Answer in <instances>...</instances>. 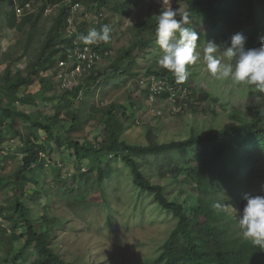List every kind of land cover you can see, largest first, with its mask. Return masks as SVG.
Here are the masks:
<instances>
[{"label":"trees","instance_id":"obj_1","mask_svg":"<svg viewBox=\"0 0 264 264\" xmlns=\"http://www.w3.org/2000/svg\"><path fill=\"white\" fill-rule=\"evenodd\" d=\"M136 1L138 0H42L36 18L49 6L59 3L60 6L40 42L37 60L26 77H21L20 74L11 76L8 65L1 77L3 83H0V92L11 101L34 103L35 96L25 94L23 90L35 76L44 90L54 89L49 81L53 73L48 72L45 77L40 74L49 71L57 60L68 61L69 54L76 47L83 46L81 37L93 28L82 23L74 35L67 36L68 18L72 15L74 4L86 5L90 10H96V15L100 17L105 10L114 14L127 11ZM183 2L185 8L180 15L186 11L190 13L191 23L188 27L197 32L199 45L204 46L208 41H214L217 45L229 44L234 30L240 33L244 30L243 35L247 37L245 48L260 47L264 39V0ZM14 19L15 0H0V28L4 26L3 22L13 25ZM25 22L27 19L19 22V27ZM156 26L157 19L152 16L136 22L128 45L116 50L105 68H90L86 73L77 76L79 80L74 86L63 88L60 93L56 90V93L48 97L57 101L52 104L53 113L43 115L42 119H33L18 109L0 105V130L3 127L12 128L19 136L15 124L20 118L39 134H32L31 139H23L21 164L11 179L5 182L10 184L9 189L15 195L11 205L0 207V211L7 210L6 218L13 221L8 236H0V245L5 248L0 264H26V258L31 253L36 256L33 264H76L61 258L51 244L50 230L55 219L46 212L39 216L34 215L32 206L25 203L28 188L33 183L36 189L32 201L38 207L43 203L46 205V200L39 197L42 194L39 185L44 179L33 176L37 171H43L50 166L53 172L52 181L57 185L61 184L64 180L58 166L64 156L74 158L78 174L72 176L83 187L82 191L96 190L103 204L107 203L110 192L118 191L119 187L114 183L116 169L112 164L118 159L121 166L127 169L134 188L145 195H152L156 207L176 218V223L161 244L159 253L145 264H264V250L243 238L238 224L240 215L235 208L238 200L241 202L239 204L245 202L242 200L248 194L249 178L257 163L254 160L253 165L248 152L255 151L259 155L264 151L263 112L256 110L250 118L236 112L231 115L234 123L216 129L203 122L192 125L185 131L184 137L166 142L152 138L148 132V142L145 145L130 144L119 138L120 132L125 128L120 124V116L134 122L136 114H143L148 106V93L158 98L172 96L176 102L179 97L176 88L178 85L183 86L176 82L171 72L158 64L162 51L157 44ZM35 27L34 22L30 26L28 41L32 38ZM91 47L100 55L111 50L105 42L91 44ZM141 59H147L151 67H157L155 71L147 73L152 77L156 76L164 86L155 91L150 86L148 89H141L140 95L134 99L129 96V110L127 106L115 102L106 106L94 103L98 89L107 83L120 87L128 80H137V68L140 66L138 61ZM39 65L42 66L38 67ZM74 65L68 68V72L74 69ZM195 94L197 101L204 102L209 98L200 85L195 86ZM100 95L103 97L105 90H101ZM190 109L196 112L192 105ZM91 118H99L98 122L103 126L101 139L91 143L72 138L71 133L78 131ZM67 122L68 127L64 125ZM52 155L57 159H53ZM60 158L61 161L58 160ZM84 158L94 163L85 165L82 163ZM156 176L169 180L166 185H162L152 181ZM181 180L194 184L198 193L194 203L187 204L186 199L169 196L172 189L168 182L173 181L179 185ZM107 187L111 189L108 190ZM180 189L184 192L182 185ZM82 191L79 187L66 186L61 191L52 190L51 194L61 196L64 204L76 211L87 201ZM230 198L233 203H230ZM217 201L227 203L228 206L217 211L212 207ZM105 206L107 209L111 208L108 204ZM19 226L23 228L21 233L17 232ZM18 239L23 242L15 249L14 242Z\"/></svg>","mask_w":264,"mask_h":264},{"label":"rangeland","instance_id":"obj_2","mask_svg":"<svg viewBox=\"0 0 264 264\" xmlns=\"http://www.w3.org/2000/svg\"><path fill=\"white\" fill-rule=\"evenodd\" d=\"M41 5L42 0H15L14 24L8 25L3 22L4 26L0 28V83H3L1 77L8 65L11 76L20 74L21 77H26L36 62L40 42L51 26L60 3L47 7L39 18H36ZM168 8L177 11L176 19L179 20L185 6L183 0H138L132 3L127 11L114 14L105 10L101 17H97L96 10H90L86 5L80 3V7L72 11L71 15L72 35L77 32L82 23H87V26L90 25L96 29L105 22L111 28V39L107 42L111 50L100 55L91 67H86L78 74L77 72H68L73 59H68V64L62 67L59 66V60H57L49 71L40 74L45 77L48 72L53 73L49 80L50 84L54 85L53 90H44L43 85L35 76L23 90V93L35 96L34 103L11 101L4 93L0 92V105L18 109L29 114L33 119H42L43 115L53 113L52 104L57 99H48V97L53 95L56 90H59L60 93L63 88L74 86L79 80L77 76L86 73L90 68H105L115 51L128 45L132 39L133 27L136 22L148 16L158 20L160 13ZM9 9L8 7L7 10L9 11ZM24 19H27V22L19 27V22ZM34 22L36 23L35 31L28 41L30 26ZM79 22L81 23L78 26ZM241 31V34H244V30ZM236 33L240 32L234 30L233 35ZM69 34L71 33L69 32ZM96 43H101V41ZM202 46L198 44L201 59L190 66V76L182 83L183 86L178 85L176 88V92L179 93L178 101L174 102L172 96L158 98L148 93L146 102L148 106L143 114H136L134 122L120 116V124L125 126L119 134L121 140L130 144L145 145L148 142V132L152 138L166 142L184 137L185 131L187 132L190 126L200 125L202 122L216 129L234 123L231 115H235L236 112L243 114L246 118H250L256 110L264 113V100L257 99L259 95L264 94L257 93L254 86L244 84L236 86L231 80L217 81L208 73L206 62L203 60L205 45ZM227 46L228 43L218 45L216 53L217 58L224 63L229 62L224 56V48ZM138 62L140 66L137 68L139 71L137 80H128L125 85L121 84L120 87H113L107 83L98 89L94 103L106 106L115 102L128 107L129 96L134 99L135 96L140 95L141 89H148L150 86L155 91L160 86H164L156 76L152 77L147 73V71H155L156 66L151 67L147 59H141ZM196 85H200L202 91L209 96L207 101L196 100ZM100 89L105 90L103 97L100 95ZM190 105L196 109L195 113L190 109ZM98 119H89L78 131L71 133V137L80 142L90 141L91 143L101 139L103 126L98 122ZM64 125L68 127L69 123H64ZM15 128L19 131V136L12 128L3 127L0 130V207L12 204L15 194L9 189L10 184H5V182L11 179L21 164L23 139L28 137L31 139L32 134L39 135L36 129L30 128L20 118L17 119ZM64 150L66 151V149ZM248 155L252 159L253 165L254 160L257 163L249 178L247 195L264 196V151L259 155L255 151H250ZM52 158L57 159L55 155H52ZM62 159L58 166L64 180L61 184L57 185L52 181L53 172H51L50 166L45 167L43 171H37L33 176V178L43 177L44 179L39 185L42 188V194L39 197L46 200V205L43 203L41 207H38L37 203L32 201V195L36 189V185L33 183L30 184L25 198L26 205L32 206L34 215L39 216L46 212L48 216L55 219L50 230L51 244L60 257L76 264H145L148 259L155 257L169 231L174 227L176 218L171 213L162 212L156 207L152 195H145L134 188L127 169L121 166L118 159L112 164L116 169L114 183L119 188L118 191L109 193L107 203H105L111 206L110 209H107L103 204V200L96 190L82 191L83 187L76 183L77 179L72 176L78 174L74 158L64 156ZM58 160L61 161V158ZM82 163L86 165L94 162L84 158ZM26 175L29 174L26 173ZM168 180V178L161 179L156 176L152 181L166 185ZM168 184L172 189L170 197L186 199L187 204L195 202L198 193L190 181L181 180L179 185L170 181ZM181 185L184 192H181ZM66 186L79 187L82 195L86 197V203L76 211L66 206L60 199L61 196L51 194L52 190L61 191ZM106 189L110 190L111 188L107 187ZM232 201L230 198V203H233ZM244 201L242 200V202ZM238 202L241 203L240 200ZM245 203L246 201L244 204L235 206L239 215H241ZM6 215L7 210L0 211V236H8L13 226V221L6 218ZM17 232H23V228L19 226ZM22 242V239L15 240L14 248H19ZM4 255L5 248L0 245V259ZM35 258V254L31 253L26 258V264H33Z\"/></svg>","mask_w":264,"mask_h":264},{"label":"clouds","instance_id":"obj_3","mask_svg":"<svg viewBox=\"0 0 264 264\" xmlns=\"http://www.w3.org/2000/svg\"><path fill=\"white\" fill-rule=\"evenodd\" d=\"M177 11L168 8L160 13L156 26V37L159 49L162 51L158 64L171 72L177 83L185 82L190 76V66L201 59L198 50V34L188 25L191 23L190 13L184 12L176 19ZM111 28L102 25L99 30L92 28L87 35L81 37L85 45L98 41L109 42ZM247 37L236 33L230 38L224 48V56L228 63L217 58L218 45L208 41L203 49V60L206 62L208 73L217 81L231 80L236 86L251 85L257 93L264 94V39L258 48H245ZM206 86V85H205ZM258 100H264L259 95ZM245 206L238 218L242 236L250 240L253 246L264 250V196L246 195ZM227 203L214 202L212 207L222 211Z\"/></svg>","mask_w":264,"mask_h":264},{"label":"built area","instance_id":"obj_4","mask_svg":"<svg viewBox=\"0 0 264 264\" xmlns=\"http://www.w3.org/2000/svg\"><path fill=\"white\" fill-rule=\"evenodd\" d=\"M80 7L79 3H76L72 6V11H75L76 9H78ZM102 14H100L101 17ZM97 16V15H96ZM99 17V16H97ZM73 29V23L71 21V17L68 18V24H67V34L68 36H72V30ZM69 32L71 34H69ZM75 34V33H74ZM73 34V35H74ZM83 43V40H82ZM100 57V54L98 52H96L95 50L92 49L91 45H85L83 43V46H81V48L76 47L72 53L69 54V60L73 59L72 61V65H74V69L71 70L72 72H77V74L79 72H81V70L85 69L86 67H91L94 62H96V60ZM68 64L67 61L64 60H59V66H66ZM68 68V67H67Z\"/></svg>","mask_w":264,"mask_h":264}]
</instances>
